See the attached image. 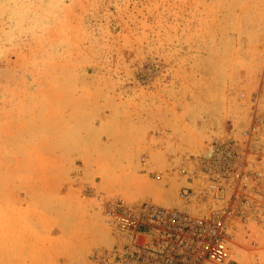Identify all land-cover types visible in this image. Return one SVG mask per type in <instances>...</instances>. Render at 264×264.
<instances>
[{"label":"rangeland","instance_id":"obj_1","mask_svg":"<svg viewBox=\"0 0 264 264\" xmlns=\"http://www.w3.org/2000/svg\"><path fill=\"white\" fill-rule=\"evenodd\" d=\"M250 126L264 154V0H0V264H88L104 200L180 206Z\"/></svg>","mask_w":264,"mask_h":264},{"label":"built area","instance_id":"obj_2","mask_svg":"<svg viewBox=\"0 0 264 264\" xmlns=\"http://www.w3.org/2000/svg\"><path fill=\"white\" fill-rule=\"evenodd\" d=\"M257 133L250 126L232 140L214 141L200 186L184 188L180 206L104 200L111 245L92 251L88 264H235V238L264 224V154Z\"/></svg>","mask_w":264,"mask_h":264}]
</instances>
